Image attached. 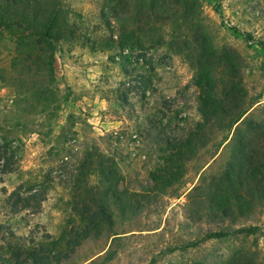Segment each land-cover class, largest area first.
Returning a JSON list of instances; mask_svg holds the SVG:
<instances>
[{
    "label": "rangeland",
    "instance_id": "1",
    "mask_svg": "<svg viewBox=\"0 0 264 264\" xmlns=\"http://www.w3.org/2000/svg\"><path fill=\"white\" fill-rule=\"evenodd\" d=\"M161 1L0 0V264H264V195L215 218L231 131L198 130L218 82L264 117V0Z\"/></svg>",
    "mask_w": 264,
    "mask_h": 264
},
{
    "label": "trees",
    "instance_id": "2",
    "mask_svg": "<svg viewBox=\"0 0 264 264\" xmlns=\"http://www.w3.org/2000/svg\"><path fill=\"white\" fill-rule=\"evenodd\" d=\"M116 1L115 4L111 3L109 8L113 10L115 7L117 8L120 0ZM151 1L157 2V5L162 4L161 0ZM182 7L184 9L183 18L185 19L189 16L188 8L186 4ZM44 14L45 11L43 10L34 16L35 28L42 27V23L46 19ZM54 29L57 30L56 33L59 32L58 27ZM195 36L197 38L196 49L201 54L198 63L203 65L206 58L205 53L210 51V46L202 26L199 25L196 28ZM183 47L185 51H191L187 41L183 42ZM201 69L204 70V67L201 66ZM217 84H222V86H204L208 99L203 105L198 130L204 133L207 129L216 126L220 130L231 131L229 140H231L233 151L225 164V169L215 178L216 185H218L213 192V197L216 198L215 202L212 200L214 204L211 206L216 207L213 212L214 217L223 222L224 217L232 221L238 214L251 213L257 207H261V195H264V117L261 119V114L254 113L255 109L261 110V103H258L257 98L237 102L240 89L224 86L223 82ZM210 95L216 96V100L212 101ZM256 103L257 106H254ZM258 106L260 107L257 108ZM226 139L227 137L224 138V140ZM190 140L192 139H188L189 142ZM198 186H193L192 189H196ZM256 228L255 225H244L233 229L209 231L205 236L207 238H221L234 233H252ZM36 254L35 251H32L27 255L31 264H43ZM48 258L49 256H45V259Z\"/></svg>",
    "mask_w": 264,
    "mask_h": 264
}]
</instances>
